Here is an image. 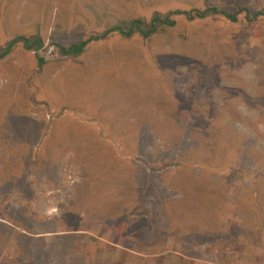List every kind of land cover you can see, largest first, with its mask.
<instances>
[{
	"label": "rangeland",
	"instance_id": "1",
	"mask_svg": "<svg viewBox=\"0 0 264 264\" xmlns=\"http://www.w3.org/2000/svg\"><path fill=\"white\" fill-rule=\"evenodd\" d=\"M237 4L264 8L0 0V48L69 47L155 13ZM175 21L148 39L113 34L70 64L25 41L0 59V214L12 227H0V264H26L25 235L44 230L64 234L36 241L29 264H264V17Z\"/></svg>",
	"mask_w": 264,
	"mask_h": 264
},
{
	"label": "trees",
	"instance_id": "2",
	"mask_svg": "<svg viewBox=\"0 0 264 264\" xmlns=\"http://www.w3.org/2000/svg\"><path fill=\"white\" fill-rule=\"evenodd\" d=\"M237 9L238 10L234 14H228L213 7H207L204 10H199V9H192L189 11L175 10V11H170L164 15L160 13H155L149 21L143 19H133L131 22L125 23V26L123 25L115 26L113 29L106 30L100 34L92 35L87 40L76 43L69 47H62L54 42L49 43L47 46H44V43L40 38L34 40V44H31L32 41L29 40V38H25V37L16 38L11 42L9 47L8 45H6L5 48H0V59L9 55V53L11 52V47L13 48L14 46L13 44H18L23 41H25L23 42V44L26 50L31 51L35 48V46H37L35 48L36 53H39L40 51L44 50L46 54H50V55L54 53H59L65 56H71V55L77 56L81 54L84 51L85 47L92 41L104 40L116 33L122 35L125 38H132L135 35H140L143 38L148 39L151 36L159 32H162L161 30L162 27L175 26L176 25L175 17L177 16H183L189 19L190 21H194L196 19H206L207 17L213 15L215 16L222 15L233 23L239 21V15L241 14H244L246 20L250 22L258 21L260 20V18L264 17V8H261V10L253 11L248 8L240 7L239 4H237ZM38 61L40 63V66H42L45 62L48 61V59L39 57ZM33 251L34 250H31V252L29 251V255Z\"/></svg>",
	"mask_w": 264,
	"mask_h": 264
},
{
	"label": "crops",
	"instance_id": "3",
	"mask_svg": "<svg viewBox=\"0 0 264 264\" xmlns=\"http://www.w3.org/2000/svg\"><path fill=\"white\" fill-rule=\"evenodd\" d=\"M90 18V17H89ZM106 31V30H105ZM104 31H101V33H103ZM94 34V33H93ZM98 34H100V33H98ZM94 35H96V34H94ZM92 36V35H91ZM109 37H112V36H109ZM108 37V38H109ZM108 38H106V39H108ZM106 39H104V40H106ZM104 40H99V41H92L91 43H89L86 47H85V49H84V51L81 53V54H79V55H77V56H73V55H71V57H70V59L68 60V63H69V61H71L72 62V59L74 60V58H78L79 56H81L82 54H86L87 52H90V51H94V52H100V50H96L95 49V46L97 45V43L98 42H100V44H102V45H104V43L102 42V41H104ZM85 41V40H84ZM79 42H83V41H79ZM78 42V43H79ZM74 45V44H73ZM102 54H104V53H102ZM52 56L53 57H55V54H51L50 55V57L52 58ZM47 59H49V58H47ZM65 61H66V59H65ZM70 64V63H69ZM69 64H67V67H68V65ZM42 71H41V74H40V76L42 75V73L44 74V75H47L50 79L52 78H55L59 73H57V75H55L54 74V70H56V69H54L53 68V62H50V61H47V62H45L43 65H42ZM14 105V104H13ZM16 106H22L21 104H15ZM48 105V104H47ZM26 107V106H25ZM70 164H72V167L71 168H69L70 170L73 168V169H76V166L74 165V163L72 162V159H70ZM72 169V170H73ZM28 176V175H27ZM44 177H42L41 178V181H39L40 182V184L42 185L43 184V182H44V180L45 179H43ZM67 185V184H66ZM44 186H48V184L47 183H45L44 184ZM68 186L70 187V186H72V182H70L69 184H68ZM67 186V187H68ZM6 196H8V195H6ZM6 196H0V198H6ZM28 198V197H27ZM30 199V198H29ZM4 202H5V200L4 199H0V206H2L3 204H4ZM7 211H9V210H7ZM1 212H4L3 210H1L0 209V213ZM51 215V214H50ZM53 215V214H52ZM46 217V216H45ZM48 217V216H47ZM55 217V216H54ZM171 219V218H170ZM2 226H6V227H9V228H12L11 227V223L5 218V217H3L1 214H0V227H2ZM51 235L52 237H55V236H60L59 234H64V232H61V231H57V230H54V231H50V230H44V231H39V232H37V233H35V234H33L32 233V236H29V234H26L25 236L27 237V238H29V240L30 241H28L29 243H31L30 244V246H29V251L31 252V250H34L32 253H34L35 252V250H37V248H36V241H38V240H44V241H46V237L44 238V237H42V236H44V235ZM12 241V237L9 239V242H11ZM46 242H48V241H46ZM33 244V245H32ZM31 247V248H30ZM33 247V248H32ZM32 253L29 255V256H27V259H28V262L26 263V264H29L30 262H34V260H35V256H33L32 255Z\"/></svg>",
	"mask_w": 264,
	"mask_h": 264
}]
</instances>
